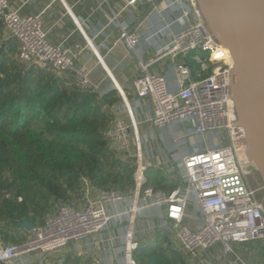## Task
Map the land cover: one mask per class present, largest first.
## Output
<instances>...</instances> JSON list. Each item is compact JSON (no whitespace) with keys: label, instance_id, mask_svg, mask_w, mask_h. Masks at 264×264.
Instances as JSON below:
<instances>
[{"label":"built area","instance_id":"obj_1","mask_svg":"<svg viewBox=\"0 0 264 264\" xmlns=\"http://www.w3.org/2000/svg\"><path fill=\"white\" fill-rule=\"evenodd\" d=\"M139 1L153 3L127 0L123 9ZM153 8L161 16L176 13L156 34L177 23L182 26L148 59L138 54V34L118 20L119 12H113L105 26H117V40L135 57L139 74L132 82L134 92L137 98L148 101V116L143 122L153 128L167 127L178 157H160L152 164L145 156L141 121L135 118L128 100L122 98L127 119L115 117L104 129L103 137L112 151L133 160V188L129 193L94 188L81 177L83 204L60 205L42 222L32 225L25 239L1 245L0 263L46 264L49 255L68 246L82 254L107 242L113 245L108 248L111 264H136L132 251L143 235L170 231L191 260L200 258L203 264H248L233 246L264 240V206L250 182L257 170L249 158L246 133L232 99V55L211 33L195 0H165L163 6ZM0 20L4 30L17 41L20 61L55 73L70 72L77 88L95 91L88 71L76 64V54L47 40L40 15L21 16L8 0H0ZM87 42L103 63L92 43L88 39ZM195 51L200 70L210 69V73L198 74L197 78L192 77L182 60H177ZM198 52L205 53L206 58ZM165 57L174 62L175 91L169 89L164 75L149 71L151 65ZM184 124L187 126H182L183 133L177 137L174 126ZM193 137L203 141L210 137L212 145L205 142L204 149L189 153L178 148V139L189 142ZM153 166L172 176L176 187L163 191L148 183L145 172ZM4 194L8 196L6 191ZM144 219L146 226L141 224ZM117 239L123 242V258L115 251ZM216 248L220 252L214 255Z\"/></svg>","mask_w":264,"mask_h":264},{"label":"trees","instance_id":"obj_2","mask_svg":"<svg viewBox=\"0 0 264 264\" xmlns=\"http://www.w3.org/2000/svg\"><path fill=\"white\" fill-rule=\"evenodd\" d=\"M3 34L0 20V240L14 244L13 221L29 218L35 225L55 206L77 207L83 200L81 177L94 188L128 192L134 185V164L112 151L103 137L115 118L111 107L120 101L115 89L104 94L79 89L70 72L26 64L16 57V39ZM195 54L182 60L192 76L210 73L200 70ZM145 178L155 189L173 188L158 169H147ZM132 258L136 264H186L160 232L141 239ZM57 264L93 261L65 252Z\"/></svg>","mask_w":264,"mask_h":264},{"label":"crops","instance_id":"obj_3","mask_svg":"<svg viewBox=\"0 0 264 264\" xmlns=\"http://www.w3.org/2000/svg\"><path fill=\"white\" fill-rule=\"evenodd\" d=\"M126 2L127 0H8L9 6L17 10L21 16L40 15L47 40L54 45L62 44L76 54L75 62L78 66L88 71L89 78L96 87L95 92L104 94L109 90L115 89L119 94L110 77L111 74L125 94L135 118L143 122L148 116V101L137 98L134 92L132 82L139 74L136 60L132 53L126 49L124 43L117 40L119 33L117 26H105L108 17L113 12H119L118 20L127 24L131 30L138 34L139 41L136 48L138 54L143 59L152 57L156 49L167 43L172 32L181 27L182 23L172 25L170 28L165 29L163 33L156 34L155 32L160 27L176 16V13L172 14V16L164 13L161 16L155 11L153 7L158 8L163 6L165 0H153L152 4L139 1L134 6H128L127 9H123ZM4 35L11 37L6 30H4ZM86 38L92 43L103 63L99 61L96 54L91 50ZM183 59L184 57L177 58V60ZM173 64L174 62L170 57H165L151 65L149 71L164 75L169 89L175 91L177 87ZM71 77V82H73V76ZM119 97L120 101L115 103L111 107V110L115 117L119 116L127 119L120 94ZM143 123L145 126L141 137L145 156L152 164H155L160 157H178V149L167 127L153 128L149 123ZM182 126H185V124L175 125L173 128V133L177 137L183 133ZM205 142L212 145L210 137L205 141L201 137H193L189 142L181 141L180 138L178 139V148L185 153H189L194 150L204 149L206 147L204 145ZM193 145H196V147ZM149 169L160 170L170 184L173 185V188L176 187L177 181L172 176L166 174L164 170L155 166ZM148 183L152 184L151 181ZM129 192L130 190L126 193ZM142 221L141 224L148 225L147 220L144 219ZM137 224L140 225V222H137ZM159 232L166 233L169 239L171 237L174 238L177 243L172 246L183 256L186 264H203L200 258L191 260L188 254L180 248L174 234L170 231L148 232L141 239ZM14 236L17 239L15 243H18V239L22 241L21 238L25 239L28 236V230L17 227V230L14 231ZM3 244L10 243H4L0 240V246ZM99 248L100 246L91 248L81 255L91 257L93 253L97 254ZM233 248L246 263L260 264L262 262L264 264V240L235 244ZM219 252L218 248L213 251L214 255H217ZM256 257L259 258L258 260L261 259L260 263L256 261ZM32 259L35 260L36 256H33ZM91 259L93 264H100L98 259Z\"/></svg>","mask_w":264,"mask_h":264},{"label":"water","instance_id":"obj_4","mask_svg":"<svg viewBox=\"0 0 264 264\" xmlns=\"http://www.w3.org/2000/svg\"><path fill=\"white\" fill-rule=\"evenodd\" d=\"M195 1L211 33L232 55L235 111L246 133L249 158L264 182V0ZM12 223L25 230L32 226L29 218Z\"/></svg>","mask_w":264,"mask_h":264},{"label":"rangeland","instance_id":"obj_5","mask_svg":"<svg viewBox=\"0 0 264 264\" xmlns=\"http://www.w3.org/2000/svg\"><path fill=\"white\" fill-rule=\"evenodd\" d=\"M3 36H5V35L3 34ZM16 57H17V55H16ZM40 126H41V124L38 125V127H40ZM144 126L145 125H144L143 122H141L140 125H139L141 134H143V128H144ZM132 163L134 164L133 161H132ZM250 182H251V184L254 187L257 186V185H260L261 186V185L264 184L263 181L261 180L259 174L257 173V171H255L253 173V175L250 176ZM260 198L264 202V189L262 191V194H261V197ZM83 202H84V199L81 202H79V204L77 205V207H80L83 204ZM263 206H264V204H263ZM56 208H57L56 206L53 208V212H54V210ZM123 229L125 231V227H123ZM170 241H171V244L172 245L175 244V243H177L174 240V238H172V237H171ZM112 246L113 245L111 243H107V242L103 243V245L100 246L99 251H97V254L96 253H93V256H91V258L98 259V261H99L100 264H111L110 263V258H109V252L110 251H108L107 249L108 248L111 249ZM122 246H123V242L121 241V239L115 240V243H114V247H116L115 251H118L119 252V255L123 258V251H122L123 247ZM75 251H76V249L74 248V246H68L65 249H63V251L60 252V253H56V254L49 255L46 258V260H45L46 261V264H57V263L60 262V256L63 255L65 252L75 253ZM258 259L259 258H257L256 261H259L258 263H260L261 262V259L260 260H258ZM122 262H124V260ZM260 264H262V262Z\"/></svg>","mask_w":264,"mask_h":264},{"label":"flooded vegetation","instance_id":"obj_6","mask_svg":"<svg viewBox=\"0 0 264 264\" xmlns=\"http://www.w3.org/2000/svg\"><path fill=\"white\" fill-rule=\"evenodd\" d=\"M264 183V182H263ZM255 188L257 189V194H258V196H259V198L261 197V194H262V191H263V189H264V184L263 185H257V186H255ZM261 199V198H260ZM261 201H262V199H261ZM262 203L264 204V202L262 201Z\"/></svg>","mask_w":264,"mask_h":264}]
</instances>
